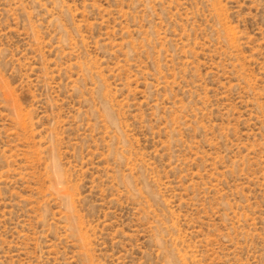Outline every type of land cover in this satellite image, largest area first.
<instances>
[{"label": "rangeland", "instance_id": "rangeland-1", "mask_svg": "<svg viewBox=\"0 0 264 264\" xmlns=\"http://www.w3.org/2000/svg\"><path fill=\"white\" fill-rule=\"evenodd\" d=\"M0 264H264V0H0Z\"/></svg>", "mask_w": 264, "mask_h": 264}]
</instances>
